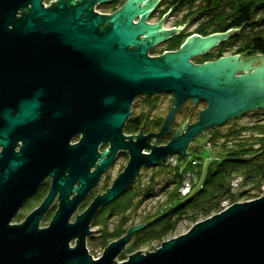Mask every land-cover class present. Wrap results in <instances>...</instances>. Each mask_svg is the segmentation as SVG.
I'll return each instance as SVG.
<instances>
[{"label": "water", "instance_id": "water-1", "mask_svg": "<svg viewBox=\"0 0 264 264\" xmlns=\"http://www.w3.org/2000/svg\"><path fill=\"white\" fill-rule=\"evenodd\" d=\"M45 1L0 0V264H264V195L234 202L154 250L135 251L121 262L114 258L139 224L98 259L87 253L84 241L96 207L117 197L142 165L172 154L190 155L197 144L190 152L187 148L197 135L264 106V54H233L198 64L189 60L239 31L231 28L194 33L178 49L149 56L152 45L177 31L145 22L152 2L127 0L105 14L94 7L108 0ZM252 59L259 63L252 66ZM160 93L173 95L160 131L124 135L134 98ZM188 99L206 102L198 119L182 127L186 116L181 132L178 127L165 144H150L151 137L170 131L176 110ZM75 132L80 137L71 145ZM17 139L22 145L15 152ZM103 142L109 148L98 153ZM118 149L129 152L126 167L69 223L75 204ZM97 157L100 164L90 173ZM47 175L52 183L42 202L23 221L10 223ZM75 181L77 194L68 200ZM57 191L58 208L40 227Z\"/></svg>", "mask_w": 264, "mask_h": 264}, {"label": "rangeland", "instance_id": "rangeland-1", "mask_svg": "<svg viewBox=\"0 0 264 264\" xmlns=\"http://www.w3.org/2000/svg\"><path fill=\"white\" fill-rule=\"evenodd\" d=\"M48 0H46V3ZM118 4H115L114 6H117ZM123 5V4H122ZM121 5V6H122ZM113 5H108L106 7L100 8L99 6L96 7V11L99 12H111L113 9L111 8ZM108 7V8H107ZM112 13V12H111ZM261 17H264V13L260 14ZM180 17V15H178ZM137 20V19H136ZM138 21V20H137ZM146 23L149 24H154L156 23L155 18H149L145 19ZM161 23V21H160ZM162 24V23H161ZM168 25L164 24L161 26L162 29L166 28ZM197 26V23L194 22L192 27L193 30H195ZM190 27V26H189ZM261 30L264 32V18L262 21ZM255 27H246L240 31V36L242 38H246L247 36L251 35L252 32L255 30ZM239 32V31H237ZM231 34V33H230ZM234 41L233 39H228V41L225 43V50L223 52V56H229L233 55V49L239 44V40ZM162 44L157 45L156 47H153L150 51V53L154 54H159L160 53V47ZM217 49V46H214L210 48L208 51L213 52L214 50ZM242 57V56H241ZM201 55H195L192 56L189 60L192 63H202L201 60ZM215 60L213 56L210 58V61ZM205 61V60H204ZM203 61V62H204ZM259 62L256 61L255 65H257ZM242 71H236L235 74H241ZM150 97L152 99L149 100ZM146 96V95H138L134 98L133 103L131 105V114L130 115H149L151 114L152 116H158L161 118H164L171 106L173 95L172 93H160V94H155L151 96ZM150 101V102H149ZM192 106L191 100H186L178 109L175 118H174V126L172 128V132L168 134L167 136H164L163 138L160 139V141L157 142V144H162L163 142H166L170 139V137L173 135V133L177 130L181 132V126L180 124L183 122V120L186 118L187 113H188V107ZM193 107V106H192ZM206 107V102L205 101H199L196 105V107L192 108L191 110V118L190 122L188 124H191L195 122L198 119L199 115V110H202ZM253 123H264V106L260 107L258 109H253L246 111L234 118H231L224 122L223 124L217 126L218 132L223 133L229 129L232 128H238L243 125H250ZM187 125L186 122H184V127ZM212 129H209L204 132L206 135H197L196 137L193 138V140L190 142L187 152H190L191 148L193 146H196L197 148L192 151L190 155H186L185 159L188 161L191 159H195L197 161V165H190L188 168L191 170V174L186 177V173L182 174V180L180 182L179 187L176 189L175 185V179L170 173V169H167L169 167H166L163 169V171H160L162 165H158L157 167H146L141 169L140 174L136 177L134 180L131 189L125 196L124 201H128L130 204V211L133 213L132 215L133 218L129 220L128 222L124 223L123 225V231L126 230L128 226H132L133 224H138L137 220L138 217L137 215H143V216H148L152 214H159V211L166 207L170 201H172V192L174 190H177L181 195H183L186 192V183L187 181L191 184L194 185V188L197 189L200 187V185L203 183V180L205 178L206 172L208 170V166L212 164V159L216 158V155L226 151V150H231L233 149L236 144V142L240 139L246 141V142H251L253 144L252 146L254 148L258 147L257 143H254L256 140V136H252L251 133L247 130H244L241 132V134L237 137H232L229 138L228 140H223V138H217L213 140L212 142L205 141V137H209L208 132H211ZM123 133L125 135H131V134H137L136 129H126L124 130ZM142 152L148 153L149 149H144ZM177 156V155H176ZM174 154L171 156H168L167 159L163 162L165 165H171L173 166L176 162H178L177 157ZM245 157H249V154H245ZM126 160L127 158L124 156H121L118 158L112 169L107 173V175L104 177L103 181L99 185L100 187H104V183H110L112 179L116 176V174L123 169V167L126 165ZM256 162L260 164H264V154L258 155V159L255 160ZM253 165H250V167ZM236 178V179H234ZM234 179V180H233ZM197 180V181H196ZM233 180V181H232ZM229 186V191L225 194L219 195V201L218 203V210L221 211L231 205L234 202H244L248 200H252L255 198H258L262 195H264V180L261 179L260 175L258 174H251L247 175L243 173L242 170H240L237 174L233 175L231 179H229L228 182ZM191 187V186H190ZM147 190H152L151 194H148L149 191ZM95 193V192H94ZM89 198L86 200L88 201ZM217 200V199H216ZM174 203H177L176 201ZM28 211V208H25L21 211V214L24 216ZM218 211V212H219ZM215 214V213H212ZM211 214V215H212ZM19 217V220L23 218V216ZM191 211L186 210L184 213H182L179 217L177 216V213L174 214L171 219L174 221V225L171 227V229L163 236V238L157 240H149L145 241L139 248L138 250H141V252H145V250L151 251L160 246L161 241H165L167 239L174 238L180 234L185 233L190 229V227L201 220H204L206 217L204 215L199 214L198 218L196 221H193L191 217ZM48 217L45 219H42L39 223V226H46L48 222ZM208 217V216H207ZM119 220V217L112 218L111 221H113V224H117V221ZM17 219H12L11 222H16ZM133 221V222H131ZM135 224V225H136ZM96 225H92L91 229L96 230ZM111 228V226H110ZM144 232L141 233L144 237ZM98 233V232H96ZM135 233V232H134ZM99 234V233H98ZM139 235V232L135 233L133 236ZM91 249V248H90ZM93 251V250H92ZM135 252V250L132 248H129L128 250L124 251L123 255L119 256L118 259H125L128 257L127 254H131ZM101 254V247L96 248L94 250V256H100Z\"/></svg>", "mask_w": 264, "mask_h": 264}, {"label": "flooded vegetation", "instance_id": "flooded-vegetation-1", "mask_svg": "<svg viewBox=\"0 0 264 264\" xmlns=\"http://www.w3.org/2000/svg\"><path fill=\"white\" fill-rule=\"evenodd\" d=\"M127 0H108L106 2H101V3H97L95 5V10L96 7H106L108 5H113L111 8L113 9L111 12H114L115 10L119 9L121 7L122 4H124ZM144 1H149L152 2L151 3V8L150 11L146 17V19L149 18H155L156 22H160V25L163 26L164 24H167L168 26L165 29V31H169L173 28L177 29V31L173 34L168 35L165 39L157 42L156 44L152 45L149 49H148V55L149 56H160L166 52L169 51H174L176 49L179 48L180 44L185 41V39L194 34L195 30H193L192 25L194 22L197 23V26L200 25L206 18V16L208 14H210V10L211 7L209 6V1L208 0H144ZM115 4H118L117 6H114ZM142 4V2H141ZM108 8V7H107ZM99 12V11H97ZM111 12H99V13H105V14H111ZM178 15H180V17H178ZM138 17H134L133 18V22H137ZM190 26V27H189ZM198 34V33H197ZM182 39L181 43L178 44L177 41L179 39ZM229 38V36H228ZM227 38V39H228ZM226 39V40H227ZM225 40V41H226ZM222 43V42H221ZM217 44V49L214 50L212 53L213 55L220 52V44ZM162 44V48H160V53L159 54H154V53H150L151 49L153 47H156L157 45ZM178 44V45H177ZM222 54L221 56H223V52L225 50V44L222 47ZM210 52V51H208ZM207 53V52H206ZM234 54V52H233ZM235 54H239L242 57H247L242 53H235ZM220 57V56H218ZM216 59V58H214ZM210 59H207L205 61H208ZM203 62V61H202ZM190 100V99H189ZM201 101L198 100L196 103H192V106L188 107L190 109L187 110L188 111V115H187V124L190 122V118H191V110L192 108L196 107L197 103ZM204 101V100H202ZM179 109L176 110L171 124H170V131L169 132H165L162 133L159 137H151L149 140L150 144H156V145H160L157 144L158 141H160L161 138H163L164 136H167L168 134H170L172 132V128L174 126V118L175 115L177 113ZM169 111V110H168ZM168 113V112H167ZM167 116V114H166ZM165 116V117H166ZM158 117V116H152L151 114L147 115L145 118L141 119V123L139 128L136 130V133L138 134L139 132H141L143 135L148 134V133H158L161 129V125L163 123V120L165 119ZM160 120V125L156 126L155 122L157 120ZM125 135V134H124ZM127 136V135H126ZM131 136V135H128ZM136 136V135H135ZM135 136L133 137V139H135ZM80 135L77 134V132L72 133L70 139H69V144L74 145L77 143L78 139H79ZM171 138V137H170ZM22 145V140L21 139H17L15 147H14V151L17 152L20 148V146ZM109 148V143L108 142H103L101 144H99L98 146V153H102L104 150H108ZM0 150H1V146H0ZM108 154L107 153L104 155L103 158H105ZM173 155V154H172ZM124 156L127 158L126 160V165L129 161L130 155L127 149H118L112 160L110 161L109 165L107 166V168L102 171L98 177V179L96 180L95 184L84 194V196L78 201V203L75 204L73 210L71 211L69 217H68V222L69 223H73L77 216L83 214L91 205V203L93 202V200L104 194L106 192L107 189H109L114 180L117 178V176L124 170V168L126 167V165L123 167V169L121 171H119L116 176L112 179V181L110 183L105 182L104 183V187H100L99 185L101 184V182L103 181L104 177L107 175V173L110 171V169H112V167L114 166V164L116 163V161L118 160L119 157ZM171 156V155H170ZM167 159V157H166ZM166 159H164L163 161H165ZM100 157H97L96 160L94 161V166H92L89 169V172L92 173L95 170V167L98 166L100 164ZM160 163V162H159ZM159 163L155 164V165H150V166H146V165H142L136 175V177L140 174L141 169L146 168V167H157L159 165ZM67 173L65 172V175ZM136 177L124 188V190L114 199L101 203L100 205H98L93 213V215L90 218L89 221V233L85 236L84 241H85V248L87 250V253L92 257V259H98L103 250L112 242L120 239L121 237L125 236L128 231H129V227L128 226L126 228L125 231H123V225L124 223L128 222L129 220H131L132 215L135 211H133V213H131L130 211V204L129 202L125 200V196L126 194L129 192V190L131 189V186L134 182V180L136 179ZM52 183V178L47 175L45 176L39 183L38 185L34 188V190L27 196L25 197V199L23 200L21 206L19 207V209L17 210V212L15 213V215L13 216L12 219H17L16 222H21L25 219V217L34 209L36 208L41 202L42 200L45 198V196L47 195L50 186ZM77 184L78 182L75 181L72 184L71 187V193L68 195V200H72L73 197L77 194ZM149 191V190H147ZM95 192V193H94ZM152 190L149 191L148 194H151ZM89 198L88 201H86ZM59 205V198H58V191L55 193L51 203L49 204V206L47 207L46 211L43 213L41 220L45 219L48 217V222L51 220L54 212L57 210ZM25 208H28L27 213L23 216L21 214V211ZM160 212V211H159ZM161 213H157V214H152V215H148V216H143V215H137L138 220L137 223L139 224V228H137L136 230L132 231L127 240L125 241L123 247L119 250L118 254L116 255V257L114 258L115 261L117 262H121L124 261L125 259H120V260H116L118 259L119 256L123 255L124 251L128 250L129 248H132L135 251H138V248L144 243V241L142 240L143 236L140 235L141 233H143V230H147L149 228V223H151V221H153L154 219H156L158 217V215H160ZM23 216V218L21 220H19L20 216ZM115 217H119V220L117 221V224H113L112 218ZM40 220V221H41ZM12 221V220H11ZM133 222V221H131ZM13 223V222H10ZM96 225V230H92L91 227L92 225ZM136 224V223H135ZM133 224V225H135ZM111 226V228H110ZM159 231V228H156L155 233H157ZM98 232V233H96ZM139 232V235H135V237L133 236L135 233ZM145 233V232H144ZM76 244V239L73 238L70 242L69 245L71 247H73ZM101 247V254L100 256H94V250L96 248H100ZM91 248V249H90ZM93 250V251H92Z\"/></svg>", "mask_w": 264, "mask_h": 264}, {"label": "trees", "instance_id": "trees-1", "mask_svg": "<svg viewBox=\"0 0 264 264\" xmlns=\"http://www.w3.org/2000/svg\"><path fill=\"white\" fill-rule=\"evenodd\" d=\"M211 7L210 14H208L205 20L195 28V33L200 35H207L213 32H224L231 28H239V32L231 33L228 39L237 41L241 38L240 31L246 27H255L256 29L251 35L239 40V44L233 49L235 53H242L245 56L264 54V32L261 30L262 21L264 17H261V13H264V0H208ZM183 38L177 41L181 43ZM223 41L220 44V52L213 55L212 52H207L201 55L199 60L204 61L213 58H218L222 54V47L228 41ZM177 44V45H178ZM182 44V43H181ZM180 44V45H181ZM148 97V96H147ZM150 98V97H148ZM149 100L152 101L150 98ZM150 102V101H149ZM146 115H130L126 121L123 131L126 129H138L141 123V119ZM160 120L155 122L156 126L160 125ZM211 132H208L209 137H205V141L212 142L217 138H223L228 140L232 137H237L242 131L247 130L252 136H256L254 143L258 144L257 148H254L251 142H246L242 139L238 140L235 147L231 150L223 151L216 155L215 159H212V164L208 166L203 183L199 188L195 189L194 185H191L189 191L181 195L177 190L172 192V201L162 208L156 219L149 223V228L145 230L142 240L149 241L154 239H161L174 225V221L171 217L177 213L179 217L186 210L191 211V219L196 221L199 214L204 217L210 216L212 213H217L218 203L221 201L219 195H223L229 191L228 182L233 175L237 174L240 170L247 175L258 174L261 179L264 180V164H260L255 160L258 159V155L264 154V123H253L250 125H243L238 128L229 129L223 133L218 132V128H211ZM167 142V141H166ZM163 142L162 144H165ZM245 154H249V157H245ZM177 157L178 162L173 166L165 165L161 161L159 165L164 168L169 167L170 173L175 179L176 189L179 187L182 180V174L189 170L191 165V159L188 161L185 159V155L174 154ZM250 165H253L250 167ZM217 199V200H216ZM177 203H174V202ZM156 228L159 231L155 233Z\"/></svg>", "mask_w": 264, "mask_h": 264}, {"label": "built area", "instance_id": "built-area-1", "mask_svg": "<svg viewBox=\"0 0 264 264\" xmlns=\"http://www.w3.org/2000/svg\"><path fill=\"white\" fill-rule=\"evenodd\" d=\"M44 3H45V4H49V3H50V0H48L47 3H46V1H45ZM209 142H210V141H208V144H209ZM196 163H197L196 160H192V161H191V164H192V165H195ZM185 173H186V177H187V176H189V175L191 174V171H186ZM234 179H236V178H234ZM234 179H233V180H234ZM233 180H232V181H233ZM190 186H191V184L187 181V183H186V187H187V189H186V192H185V193H187V192L189 191ZM185 193H184V194H185Z\"/></svg>", "mask_w": 264, "mask_h": 264}, {"label": "bare ground", "instance_id": "bare-ground-1", "mask_svg": "<svg viewBox=\"0 0 264 264\" xmlns=\"http://www.w3.org/2000/svg\"><path fill=\"white\" fill-rule=\"evenodd\" d=\"M96 11V10H95ZM232 61V60H231ZM251 61H254V62H251L252 66L255 65V62H256V59H252ZM258 61V60H257Z\"/></svg>", "mask_w": 264, "mask_h": 264}]
</instances>
